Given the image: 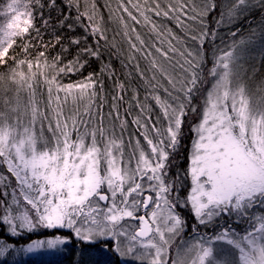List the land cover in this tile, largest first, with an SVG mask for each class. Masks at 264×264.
I'll return each mask as SVG.
<instances>
[{"label": "snow or ice", "instance_id": "snow-or-ice-1", "mask_svg": "<svg viewBox=\"0 0 264 264\" xmlns=\"http://www.w3.org/2000/svg\"><path fill=\"white\" fill-rule=\"evenodd\" d=\"M246 2L232 0L226 4L221 12L222 19L225 15L231 18L238 14ZM21 3L22 0H8L0 9V16L11 17L4 32L7 39H0V64L7 63L5 57L15 43V37L24 39L25 34H29L32 29L40 36V29L35 27V16L31 10L33 4L38 6L45 27L51 23V17L45 19L43 15L45 7L52 11L59 9L63 17L59 20L61 26L72 19L73 8L76 9L77 22L82 19L91 22L93 19L87 6L84 11L80 10V0H66L63 7L58 0H29L24 3L23 12L20 9ZM121 6L128 12L123 3ZM91 7L94 12L95 4ZM135 7L146 22L150 20L147 15L149 11L156 16L174 17L178 21L180 15L197 19L196 16H188V5L183 0H180L179 7L169 4L166 10L160 7L158 0L155 8L145 7L141 10L139 6ZM209 10H215V4L209 9L205 0L204 9L199 15ZM191 11L195 12L196 9L193 7ZM128 15L139 23L131 12ZM23 16L27 19L22 21L25 26L20 29ZM68 27L72 29L73 26L68 24ZM89 28L93 36L99 34L100 39L105 38L99 26L90 23L85 26V30ZM152 28L153 31L157 30L155 24ZM207 36L208 33L203 32L192 39L199 40L203 49ZM212 36L215 37V32ZM60 43V37L57 36L56 44ZM130 43L132 49L141 52L145 58L151 55L150 50L145 51L147 45L143 40H140L139 48L136 43ZM71 44L79 46L81 41L73 38ZM30 47L32 45L29 42L23 45L25 58L15 61L16 68L10 69L8 80L19 88H34L30 77L17 71V68L22 69L27 64L31 72L34 60L37 67L44 61L43 67L55 72L51 79L46 72L44 74L48 84L49 106L53 103V85L56 101L60 99L59 93L64 92L65 102L68 97L76 101L87 97L94 102L98 83L103 91V82L98 80L95 73H89L84 82L75 84L62 85L57 80L60 73L76 71L77 65L85 67L87 60L82 58H99L98 50L80 48L73 60L61 66L62 56L59 54L50 65L44 51L30 59ZM68 50L66 47L62 49L63 52ZM156 52L167 57V52L160 47H156ZM213 57L209 75L214 83L207 90L202 117L193 129L197 138L193 144L188 173L192 187L183 201L179 197L175 200L170 198L175 185L165 181L166 168L169 149H175L179 142L186 107L201 85V69L207 58V53L202 50L188 51L185 55L184 64L180 66L181 71L186 73L182 81L169 78L175 93L171 100H163L158 94L152 96L162 110L163 120L167 122L166 128L160 117L152 119L150 108L137 98L136 107L140 112L132 123L137 129H144L141 134L150 152H146L137 140L134 147L129 142L128 147L132 151L126 156L123 141L126 121L121 116L119 103L123 100L125 86L120 82L116 83V95L113 96L112 109L108 113V118L113 121L111 129L104 124L102 105L98 106L100 110L94 114L91 104L85 107L83 114L77 109L67 116L63 107L57 104L53 110V126L52 119L41 110L34 92L24 106L23 113L19 105L9 109L16 113L14 120L7 113L0 112V227L5 229L9 237H19L41 229L53 233L20 246L18 253L63 250V246L70 244L75 237L89 243L114 240V250L117 252L121 250L123 241H127L130 245L127 249L129 254H134L137 245L145 250L142 255L136 256L141 264L145 256L150 257L149 264H167L166 245L169 240L165 233L175 235L183 230L185 221L176 209L190 205L192 214L200 224H213L217 219L227 218L219 225V231L214 236L197 241L195 247L198 248V254L192 264H197V261L198 264H264V215L250 214L253 208H264V111L252 107L243 87L233 90V52H222L217 56L213 51ZM151 67L156 69L159 66L153 60ZM104 71L107 69H101V74ZM139 74L141 79H145L143 72ZM4 79V75L0 74V80ZM152 91L155 92V88ZM173 92L169 93L170 97ZM5 104L8 105L9 101L6 100ZM193 111L197 109L193 108ZM96 115L99 116L98 123H94ZM84 116L88 119H84ZM45 121L48 122L51 139L43 135ZM116 121L120 122L119 136L116 134ZM37 123L41 125L39 135L35 132ZM141 208L144 209V215L139 214ZM149 208H152L151 213L148 212ZM233 217L237 227L248 220V229L239 239L236 238L239 234L233 223H230ZM127 219L139 221V228L131 231L124 227L122 222ZM161 222L163 229L160 227ZM63 231L70 235H63ZM157 235L159 242L155 239ZM217 242L233 246L238 250V257L233 260L216 257L214 245ZM14 248L15 244L0 238V258H4ZM172 264L184 262L178 259L173 260Z\"/></svg>", "mask_w": 264, "mask_h": 264}, {"label": "trees", "instance_id": "trees-1", "mask_svg": "<svg viewBox=\"0 0 264 264\" xmlns=\"http://www.w3.org/2000/svg\"><path fill=\"white\" fill-rule=\"evenodd\" d=\"M226 1L210 0V9L214 3L215 10H209L201 16L199 15L201 11H191L194 7L192 0H183L188 5V16H196L197 19L193 20L180 15L178 21L174 17L156 16L154 12L149 11L147 15L150 17V20L146 22L135 6H139L141 10L145 7L155 8L156 0H80V10L84 11L87 6L88 11L92 13L93 19L91 22L87 19L77 22L75 20L76 9L73 8L71 10L72 19L61 26L59 20L63 19V17L60 15L59 9L52 11L45 7L43 9L45 19L51 17V23L47 27H45L43 21L40 19L38 6L33 4L32 11L35 16V27L40 29L41 34L37 36L36 31L32 29L29 34L25 35L24 39L19 38L5 58L7 63L0 64V74L6 77L10 69L16 68L15 61L25 58L22 49L26 42L32 45L29 48L30 59L34 58L40 51H44L47 63L50 65L53 58L59 54L62 56L61 66L73 60L80 48L91 47L99 51V58H82L83 60H87L85 67L80 68L77 65V70L74 72L60 73L57 77L58 82L62 85L84 82L89 73H95L98 80L103 82V91H101L100 84L98 83L96 85L97 96L94 102L89 101L85 97L83 103L85 106L91 104L94 114L100 110L98 106L102 105V111L105 116L104 124L108 128L112 127L113 124V121L108 118V113L112 109L113 96L116 95V83L120 82L125 86L123 100L119 101L121 116L126 121L124 133L127 134L126 132L129 131V127L137 133L136 125L132 123L133 119L140 112V109L136 107L137 98L140 103H144L150 108L152 119L156 120L157 117H160L164 126L163 116L160 113L161 108L156 104L152 96L158 94L164 100V95H169L170 92H173V87L169 85L168 79L163 72L166 62H170L173 66L182 65L184 64L187 52L193 51L194 48L207 53L201 73L203 69L213 66V51L219 56L222 52L238 49L242 50L240 54L244 61L246 58L250 61H261L262 64L259 66L258 71L259 77L249 78L248 76H244L243 81L249 91H252L256 86L264 89V0L253 1L245 15L229 24H225V18L223 17L222 19L221 17V12L224 11V3ZM158 2L160 7L166 10L169 4L179 7L180 0H158ZM58 3L63 7L66 0H58ZM122 3L128 8V12L137 17L139 23L133 21L129 17L128 12L123 10ZM93 4H95L94 12L91 7ZM64 11L67 13L68 10L65 8ZM90 23L100 27L105 37L104 39H100L99 34L93 36L91 28L87 31L85 30V26ZM68 24H72V29H69ZM153 24L157 26L156 31H153ZM203 32H207L208 36L205 39L203 49H201L199 40H194L192 37L199 36ZM213 32H215L214 38L212 36ZM233 33L236 35L233 36ZM57 36L60 37V44H56ZM137 36H139V40ZM85 37H87L86 41ZM73 38L79 39L81 44L79 46L71 44ZM140 40H143L147 45L145 51H151V55L147 58L141 52L134 51L131 47L130 42L136 43L139 48ZM45 44L48 45L47 48L44 47ZM52 45L55 46L53 47ZM65 47L69 49L68 52L62 51ZM156 47H160L163 51L167 52V57L156 52ZM250 52H252L251 57L247 55ZM260 52L262 54L258 56ZM182 53L185 55H181ZM153 60L159 66L156 69L151 67ZM43 65L44 61H41V66L37 67L33 60L31 72L27 64L23 66V70L34 84L41 110L48 112L55 107L54 98L56 97V90L55 85H53V103L49 106L48 101H46V97L49 96L48 84L45 82L44 74L46 72L48 78L51 79L55 72L50 68L45 69ZM244 65H247V63H244ZM105 68L107 71L101 74V69ZM140 72L144 73L145 79H141ZM33 73H35L34 76ZM202 80L201 75V82ZM153 88H155V92L152 91ZM166 89L168 91H165ZM62 95L63 92H60V99ZM146 96L148 97L147 100H145ZM173 96H175L174 92ZM46 107L48 110H46ZM258 110L264 111V105L259 106ZM113 115L115 114L113 113ZM94 122H99L98 115L95 116ZM115 124L116 134L120 135V122L116 121ZM191 141L190 134H186L185 137H180L179 139L178 143L181 144V149H169L170 155L165 181L175 185L174 190L171 192L170 198L172 200L179 197L183 201L188 194L190 186L188 167ZM10 198L11 191L9 190ZM176 212L184 219L187 229L198 231L205 228L204 226H198L196 219L188 207L177 208ZM205 230H208L207 227ZM62 234L68 235L64 232ZM50 235H53V233L41 229L33 233H25L23 236L9 237L5 229L0 227V238H4L7 242L16 245V248L12 249V251L17 250L22 245L28 244L32 240L46 238ZM110 249L108 244H90L76 240L73 237L72 242L63 246V250H59V252H53L46 257L23 256L15 261L18 264H120L119 258L114 253L107 251ZM12 251L10 250L4 258H0L4 262L3 264L9 260Z\"/></svg>", "mask_w": 264, "mask_h": 264}, {"label": "rangeland", "instance_id": "rangeland-1", "mask_svg": "<svg viewBox=\"0 0 264 264\" xmlns=\"http://www.w3.org/2000/svg\"><path fill=\"white\" fill-rule=\"evenodd\" d=\"M192 1H193V6L196 10L202 11L204 9L205 0H192ZM253 1H256V0H247L246 4L241 6L242 10L239 11L238 14L233 15L231 18L228 15H225L224 16L225 24L232 23L236 21L237 19H239L241 16L245 15L248 11L247 9L252 5ZM28 2L29 0H22L21 6H20V9L22 12L25 11L24 3H28ZM207 2H208V7L210 9V0H207ZM230 2H232V0H227L224 3V8H225V5ZM7 3H8V0H1L0 9H2ZM132 5L134 4L132 3ZM9 19H11L10 16H0V39H7L4 36V32L7 30L6 25ZM24 19H27V17L26 16L21 17L20 29H22L25 26L22 22ZM14 30H19V29H14ZM19 38H20L19 36L14 38L15 43L13 44V46L16 44ZM4 46L7 47V44H5ZM13 46L9 48L8 53L13 48ZM196 51H197V48H194L192 52H196ZM232 52L235 57V61L232 64V70H233L234 75L232 76L231 86L233 90H236L239 87H243L245 89V93H246L247 98L249 99L250 104L252 105L254 109L258 110L259 106L264 105V89L259 86H256L252 91H249V89L247 88V86L245 85L243 81V78L244 76H248L249 78H258L259 77V73H258L259 66L262 63L261 61H256V62L250 61L248 58H246L244 61L240 54L242 50L234 49L232 50ZM261 54L262 52H260L258 56H261ZM247 55L251 57L252 52L248 53ZM244 63H247V65H244ZM180 66L181 65L179 64L173 66L170 62H166V66L163 72L166 78L168 79V82H169V78L174 79L177 82L182 81L184 79V76L186 74L181 71ZM211 68L212 67L202 70L201 75H202L203 80L201 82V85L199 86V90L194 94L190 105L186 107V115L183 117V123H182V128H181L179 139L180 137H185L186 134H190L191 136L192 141H191V147L189 150V167H190V157H191L192 150H193V144H194L195 139L197 138L196 132L193 129L200 122V119L202 117V113L204 110V103H203L204 97L206 96L207 90L211 88L212 84L214 83V80L209 75V71ZM17 71L18 72L22 71L25 74V71L23 70V68L22 69L18 68ZM6 75L7 76L5 77V79L2 80L0 83V112L7 113L9 118L14 120L16 113L9 111L10 108H15L17 107V105H19V110L21 113H23L24 106L28 104L29 97L32 94V92L35 93L36 100H38V97H37L35 88L31 90L28 89L26 86L24 88H19L18 85L13 84L8 80L10 72ZM30 82L32 83L31 80ZM169 85L172 86L170 83ZM177 87H179V83H177ZM77 95H78V92H77ZM164 96H165L164 100H171L174 97V96L170 97L169 95H164ZM84 99L76 101V100H73L72 97H68L67 102H65V95L63 92V95L59 101H56V99L54 98L55 107L53 110L56 109L57 104H60L63 107V111L66 116L69 115L70 113H74L77 109H79V112L83 114L85 112V107H86L85 104L83 103ZM6 100L9 101L8 105L5 104ZM46 101H49V96L46 97ZM193 108H196L197 111L194 112ZM46 110H48L47 107H46ZM53 110H50L46 113L49 116V118L52 119L53 126H55ZM160 113L162 115L161 109H160ZM84 119H88V117L84 116ZM164 127L165 128L167 127L166 121H164ZM89 128H91V125L89 126ZM111 128L112 127L110 126L109 129ZM143 131L144 129H137V133H136L129 127V131L126 132L127 134L123 133V141L125 144L126 156L131 154V151H132V149L128 147L129 142L134 147L136 145L137 140H139L140 145L143 147V149L146 152H150L149 146L147 145L146 141L144 140L143 135L141 134ZM35 132L37 135H39L41 132V125L39 123H37L35 126ZM43 135L51 139V133L48 131L47 121H45L43 125ZM117 136L119 135L117 134ZM73 139H75V134H73ZM181 148H182L181 144L179 143L175 147V149H181ZM189 167H188V173H189ZM189 181H190V186H189L188 193L192 187L190 176H189ZM148 194L149 193H145V195H148ZM151 194L153 196L155 195V193H151ZM188 208L190 212L192 213L190 205L188 206ZM151 211H152V208H149L148 212L151 213ZM139 214L140 215L145 214L143 208H141ZM250 214L252 216L264 215V208H259V207L253 208L250 210ZM181 219L183 218L181 217ZM225 219L227 218L217 219L213 224H207V225L200 224L199 221L196 219L198 226H202V227L204 226L205 228L207 227L208 230H205V228H203V229H199L198 231H191L187 229V225L185 223L183 230L179 232V234L173 235L171 233L166 232L165 234L169 240V244L166 245V248L168 250L167 256H166L167 264H172L173 260H178V259H182L184 264H192V261L197 257V254H198V248L195 247V245H197V241H199L201 238H204L205 240H207L208 237L214 236L216 232L219 231V225H222ZM234 221H235V217L232 218V221H230V223H233V227H235L236 232L239 234L236 238L239 239L243 237L246 230L248 229V220L246 219L243 223H240L238 227L235 225ZM122 223L124 224V227L128 228L131 231H134L135 229L139 228V221L137 220L127 219L123 221ZM153 227H155V225H153ZM160 227L162 229L164 228L163 222H161ZM63 232L70 235V233H68L67 231H63ZM121 239L123 241V238ZM155 239L157 242H159L158 235L155 237ZM79 241L85 242L83 240H79ZM85 243H89V242H85ZM95 243H101L103 245L108 244L111 249L107 251L114 253V255H116L119 258L120 264H141V261L137 260L136 256L142 255L145 251L143 248L137 245L136 248L134 249V254H129L127 249L130 245L127 241H123L121 245V250L119 252L114 250V245H115L114 240H107V241L97 240ZM90 244H94V243H90ZM53 252H56V251H40V252L32 253V254H24V253H18L17 250H14L12 251V254H10L9 260L5 264H18L17 261L15 260L23 256L24 257H33V256L46 257ZM57 252H59V250ZM214 253H215V256L220 258L221 260H233V259H236L239 255L237 249H235L231 245H228L225 242L215 243ZM152 254L154 255V250H152ZM149 259L150 257L145 256L142 264H149ZM3 263L4 262L0 260V264H3ZM197 264H198V261H197Z\"/></svg>", "mask_w": 264, "mask_h": 264}]
</instances>
